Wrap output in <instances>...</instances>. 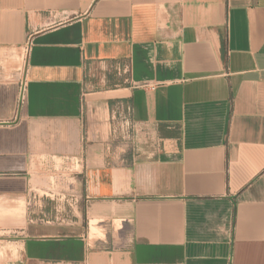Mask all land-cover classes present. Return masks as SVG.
Here are the masks:
<instances>
[{
  "label": "crops",
  "instance_id": "crops-1",
  "mask_svg": "<svg viewBox=\"0 0 264 264\" xmlns=\"http://www.w3.org/2000/svg\"><path fill=\"white\" fill-rule=\"evenodd\" d=\"M0 264H264V0H0Z\"/></svg>",
  "mask_w": 264,
  "mask_h": 264
},
{
  "label": "rangeland",
  "instance_id": "rangeland-1",
  "mask_svg": "<svg viewBox=\"0 0 264 264\" xmlns=\"http://www.w3.org/2000/svg\"><path fill=\"white\" fill-rule=\"evenodd\" d=\"M61 166H58V169L56 171H53L54 173L50 174L49 183L50 185H46V189H49L55 194L57 199H62L63 203L68 205V200L74 196V190H75V182L72 179V173H74L75 168L71 169H61ZM42 185V183H41ZM38 193L40 195H45L46 191L39 190ZM32 218H30L31 220ZM33 220V219H32ZM119 226V222L116 223V227ZM98 236L100 234H97Z\"/></svg>",
  "mask_w": 264,
  "mask_h": 264
},
{
  "label": "built area",
  "instance_id": "built-area-1",
  "mask_svg": "<svg viewBox=\"0 0 264 264\" xmlns=\"http://www.w3.org/2000/svg\"><path fill=\"white\" fill-rule=\"evenodd\" d=\"M25 95H26V85L25 83H23L20 88V103H22L23 100L25 99ZM33 222L34 221L31 219L30 223H33Z\"/></svg>",
  "mask_w": 264,
  "mask_h": 264
}]
</instances>
